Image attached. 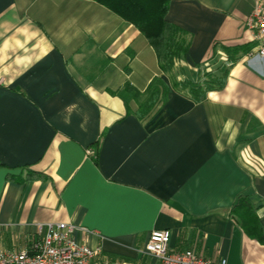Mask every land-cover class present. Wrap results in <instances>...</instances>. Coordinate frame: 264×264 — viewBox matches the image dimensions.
Segmentation results:
<instances>
[{
	"label": "crops",
	"instance_id": "obj_1",
	"mask_svg": "<svg viewBox=\"0 0 264 264\" xmlns=\"http://www.w3.org/2000/svg\"><path fill=\"white\" fill-rule=\"evenodd\" d=\"M253 7L171 1L167 18L190 41L177 80L229 65L223 47L247 49L225 87L196 103L103 5L0 0V250L27 249L38 224L72 223L111 262L161 264L145 247L152 231L170 230L172 250L264 264V241L230 216L248 195L264 233V58L244 25ZM158 76L167 101L141 121L134 94Z\"/></svg>",
	"mask_w": 264,
	"mask_h": 264
},
{
	"label": "trees",
	"instance_id": "obj_2",
	"mask_svg": "<svg viewBox=\"0 0 264 264\" xmlns=\"http://www.w3.org/2000/svg\"><path fill=\"white\" fill-rule=\"evenodd\" d=\"M133 24L147 39L154 49L160 73L170 75L173 88L188 96L196 103L205 100L210 91L222 90L226 85L229 67L236 63L237 56L245 47H223L227 55V63L220 64L215 71L204 66L197 80L182 81L173 77L172 73L177 62L184 59L190 49L189 33L168 20L167 15L172 0H91ZM131 88L128 87V91ZM169 86L158 76L144 93L135 92L139 109L135 112L141 121H148L166 103ZM96 159V156L94 157ZM35 177V176H34ZM28 178H33L31 174ZM230 216L239 223L244 232L260 242L264 241V233L257 208L248 195H240L234 204Z\"/></svg>",
	"mask_w": 264,
	"mask_h": 264
},
{
	"label": "built area",
	"instance_id": "obj_3",
	"mask_svg": "<svg viewBox=\"0 0 264 264\" xmlns=\"http://www.w3.org/2000/svg\"><path fill=\"white\" fill-rule=\"evenodd\" d=\"M245 27L255 35L257 55L264 58V0H254ZM91 231L72 223L38 224L30 246L18 253L0 250V264H124L102 259L100 247L92 248L80 242L76 234ZM170 230L152 231L145 252L161 264H227L226 258H205L193 250L175 251L170 248Z\"/></svg>",
	"mask_w": 264,
	"mask_h": 264
}]
</instances>
